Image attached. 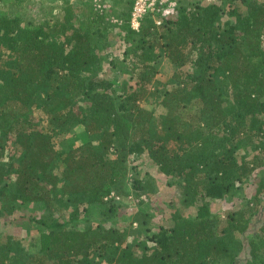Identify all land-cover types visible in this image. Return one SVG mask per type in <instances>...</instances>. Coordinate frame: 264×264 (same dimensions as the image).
Instances as JSON below:
<instances>
[{"label":"trees","instance_id":"trees-1","mask_svg":"<svg viewBox=\"0 0 264 264\" xmlns=\"http://www.w3.org/2000/svg\"><path fill=\"white\" fill-rule=\"evenodd\" d=\"M92 14H0V264H264V1L194 0L158 27L126 23L134 86L104 71ZM163 56L174 73L150 90ZM158 93L160 114L144 106ZM145 153L191 212L148 234L139 208L126 241L120 203L103 198ZM225 198L243 201L213 211ZM27 207L40 210L13 218ZM24 222L23 236L4 232Z\"/></svg>","mask_w":264,"mask_h":264},{"label":"rangeland","instance_id":"rangeland-1","mask_svg":"<svg viewBox=\"0 0 264 264\" xmlns=\"http://www.w3.org/2000/svg\"><path fill=\"white\" fill-rule=\"evenodd\" d=\"M109 4L108 11L100 16L102 21L98 20L95 23V29L99 30L101 39L107 44L106 49L100 54L102 60V67L108 73V77L115 78L119 76V84L127 82L130 86L135 85V79L131 80L127 68L131 62V56H124L127 48L125 38L124 26L126 25L132 5V0H103ZM192 2L194 0H181L180 3ZM264 1V0H260ZM60 3V1L58 2ZM49 0H0V14L13 15L21 18L24 24H40L43 21L50 23L67 17V19L76 22L87 20L89 13L97 15L90 3V0L74 2L70 7L62 4L51 5ZM93 15V14H92ZM99 16H96L99 18ZM54 17V18H52ZM117 20L119 23H115ZM103 34V35H102ZM126 57V59H125ZM156 73L153 76L150 90L155 88H163V85L171 80L175 67L165 56L161 57L156 64ZM118 84V85H119ZM157 98L149 99L144 102V106L149 110L161 113V108L158 106L160 94H156ZM128 172L126 179L123 178L122 189L118 192L120 196L119 217L113 223L117 228H129V235H126V241H130L134 232L139 226L137 222H131L132 212L139 208L146 210L150 216L151 221L149 226L144 225V229L151 230L148 234L158 231L159 225L164 227L170 222V216L174 213L188 214L190 211L184 210L181 204L180 191L176 187L165 185L162 176L158 173L157 168L152 164L148 155L141 154L130 157L127 163ZM144 196L146 201L143 203H135L134 199ZM130 197L134 199H130ZM243 201V200H242ZM242 201H234L229 198L223 200H215L211 203L213 211H220L225 214L227 211H236ZM132 209V210H131ZM40 210L38 208L33 209ZM42 210V209H41ZM32 207H27L26 210H21L16 213L13 218L25 215L27 217L34 214ZM43 213V212H39ZM22 218V217H21ZM224 220V216L221 217ZM25 222L21 225H9L4 229V232L11 234L24 235ZM130 226V227H129ZM26 231V230H25ZM28 232V231H27ZM26 232V233H27Z\"/></svg>","mask_w":264,"mask_h":264},{"label":"built area","instance_id":"built-area-1","mask_svg":"<svg viewBox=\"0 0 264 264\" xmlns=\"http://www.w3.org/2000/svg\"><path fill=\"white\" fill-rule=\"evenodd\" d=\"M60 1V0H57ZM71 2H83L87 0H70ZM181 0H132V5L128 17L127 24L132 30L137 31L143 18L150 17L155 26H160L162 21L166 18L172 17L176 14L177 7ZM93 10L97 15H104L108 9L109 4L103 0H90ZM115 23H119L117 20ZM130 199H134L130 197ZM104 201L113 200L120 201V196L114 191L110 192L103 198ZM135 203L146 201L144 196L134 199Z\"/></svg>","mask_w":264,"mask_h":264}]
</instances>
